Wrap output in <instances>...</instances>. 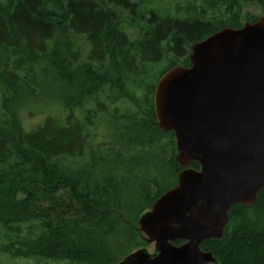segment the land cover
Returning <instances> with one entry per match:
<instances>
[{"label":"trees","instance_id":"obj_1","mask_svg":"<svg viewBox=\"0 0 264 264\" xmlns=\"http://www.w3.org/2000/svg\"><path fill=\"white\" fill-rule=\"evenodd\" d=\"M262 17L264 0H0V264H119L146 249L139 219L184 170L156 117L159 79ZM43 96L62 113L29 131L21 110ZM202 249L264 264V189Z\"/></svg>","mask_w":264,"mask_h":264},{"label":"water","instance_id":"obj_2","mask_svg":"<svg viewBox=\"0 0 264 264\" xmlns=\"http://www.w3.org/2000/svg\"><path fill=\"white\" fill-rule=\"evenodd\" d=\"M190 61L164 73L154 95L184 170L139 219L154 253L119 264H216L202 245L222 240L233 208L254 205L264 189V17L193 45Z\"/></svg>","mask_w":264,"mask_h":264},{"label":"rangeland","instance_id":"obj_3","mask_svg":"<svg viewBox=\"0 0 264 264\" xmlns=\"http://www.w3.org/2000/svg\"><path fill=\"white\" fill-rule=\"evenodd\" d=\"M187 1V0H186ZM246 13H249L250 15H254L257 17L261 16V11L259 8L251 7L246 10ZM211 14V11H209L208 16ZM62 106V105H61ZM61 106L59 103L53 100V98H28L27 99V108L24 107L21 110V119L23 122L24 127L27 130H33L36 129L38 126L43 124V121L46 119V115H43L44 112H54L57 114H54L57 118L58 115L62 113ZM139 224V223H138ZM148 247L146 250L149 251V253H154L155 246L154 244H147ZM124 250H120L119 253H123ZM9 257V256H7ZM10 258V257H9ZM4 264H56L53 262H41L37 263L32 260H16V259H3Z\"/></svg>","mask_w":264,"mask_h":264}]
</instances>
